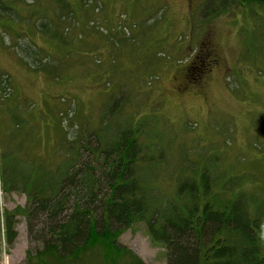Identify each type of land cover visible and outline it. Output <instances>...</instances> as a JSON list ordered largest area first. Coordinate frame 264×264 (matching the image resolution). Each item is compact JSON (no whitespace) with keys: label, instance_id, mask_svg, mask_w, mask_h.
Segmentation results:
<instances>
[{"label":"rangeland","instance_id":"obj_1","mask_svg":"<svg viewBox=\"0 0 264 264\" xmlns=\"http://www.w3.org/2000/svg\"><path fill=\"white\" fill-rule=\"evenodd\" d=\"M203 1L64 0L60 7L56 0H7L12 8L0 15V75L9 86V98L0 101L1 214L27 203L21 184L3 190L10 178L19 185L30 174L38 181L82 149L87 140H81L102 128L108 106L117 107L108 134L116 123L139 124L147 144L159 134L167 158L162 178L154 179L153 170L147 187L172 193L184 151L188 162L199 164L216 156L219 172L243 176L264 192V9L256 15L234 7L202 21ZM46 18L66 27L71 42L61 45L42 33L35 22ZM128 23L135 27L123 31ZM88 26L122 30L109 32V42ZM203 44L214 61L197 71L193 59ZM23 46L39 51L38 60ZM43 64L44 71L35 69ZM16 220L13 244L1 242L0 264H25L26 250L38 245L25 218ZM118 243L145 264H166L165 248L150 239L143 222L124 230ZM89 257L84 264H134L128 257L114 263Z\"/></svg>","mask_w":264,"mask_h":264},{"label":"trees","instance_id":"obj_2","mask_svg":"<svg viewBox=\"0 0 264 264\" xmlns=\"http://www.w3.org/2000/svg\"><path fill=\"white\" fill-rule=\"evenodd\" d=\"M56 1L60 7L66 5L64 0ZM234 7L257 15L256 8L264 9V0H204L199 16L208 21ZM11 8L7 0H0V15ZM35 25L61 45L71 42L66 27L59 29L48 18ZM92 27L88 26V33ZM134 27L128 23L123 31ZM117 29L121 27H95L104 39L109 36V42ZM84 31L88 30L82 29L75 38L81 40ZM23 50L36 61L41 55L29 46H23ZM200 51L193 59L196 66L191 65L197 71L214 61L206 44ZM35 69L44 71L46 67L43 64ZM7 87V79L0 75V101L9 98ZM116 109L106 107L102 128L81 140H87L88 145L81 143L82 149L65 156L38 181L25 174L19 185L10 178V186H3L7 191L21 184L27 203L0 213V254L2 240L8 246L15 241L16 216L22 215L29 236L38 243L26 250L25 264H84L92 260L89 256L112 263L128 257L134 264H145L118 243L119 235L138 222L146 225L154 243L165 248L166 264H264V192L246 185L243 176L219 172L213 162L216 156L211 155L213 161L209 163L203 160L199 164L188 162L189 155L184 151L179 159L185 164L173 178L172 193L147 187L144 181L151 179L153 170L154 179L162 178L165 149L158 133H154V143L143 142L139 124L116 123L108 134ZM93 141L95 146L91 148Z\"/></svg>","mask_w":264,"mask_h":264}]
</instances>
